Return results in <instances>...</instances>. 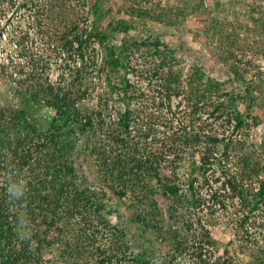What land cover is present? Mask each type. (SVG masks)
<instances>
[{
    "label": "trees",
    "instance_id": "obj_1",
    "mask_svg": "<svg viewBox=\"0 0 264 264\" xmlns=\"http://www.w3.org/2000/svg\"><path fill=\"white\" fill-rule=\"evenodd\" d=\"M81 1L83 6L88 0ZM74 2L79 0H0V14L30 11L33 33L46 46L34 47L37 53L28 57L27 36L19 33L17 61L0 60V79L15 85L20 103L0 106V264H156V243L167 246L163 264H234L217 255L218 243L193 212L203 203L196 180L191 177L184 187L176 170L165 172V165L184 161L191 143L205 144L201 160L211 164L209 155L220 140L192 125L174 137L163 133L171 145L178 143L170 152L144 144L154 127L168 123L137 107L143 95L121 74L127 69L125 44L112 45L110 39L128 26L121 21L108 32L90 24ZM91 11L99 13V6ZM94 45L100 47V62ZM136 45L162 57L158 69L168 70L159 76L164 96L169 101L179 96L180 74H172L176 51L161 41ZM231 57L222 52L224 61ZM52 58L59 70L55 81L46 76ZM209 85L208 91L217 92ZM117 101L124 107H113ZM199 101L190 106L192 114L209 105L205 98ZM38 110L54 113L47 128L29 114ZM223 110L216 107L212 115ZM237 121L243 125L240 116ZM192 165L202 174V166ZM261 185L251 212L264 203V181ZM113 199L115 207L109 205ZM136 231L144 241L140 246L133 241ZM46 252L52 256L46 258ZM250 257L246 264H264V241Z\"/></svg>",
    "mask_w": 264,
    "mask_h": 264
},
{
    "label": "rangeland",
    "instance_id": "obj_2",
    "mask_svg": "<svg viewBox=\"0 0 264 264\" xmlns=\"http://www.w3.org/2000/svg\"><path fill=\"white\" fill-rule=\"evenodd\" d=\"M82 2H74V7L90 24L108 32L120 26L121 21L128 26L127 31L118 30L110 39L112 45L125 44L127 69L121 74L143 95L137 107L147 108L168 123L167 127L163 123L154 127L156 131L142 142L154 151L170 152L167 148L175 149L178 143L171 145L163 133L174 137L173 133L190 130L192 125L196 131L205 127V133L220 140L209 155L211 164L201 160L205 144L191 143L185 147L184 161L178 167L165 165V172L176 170L184 187L191 177L196 180L197 197L203 203L193 212L218 243L217 255L230 258L234 264L248 263L251 252H256L264 241V203L260 209L250 211L252 202L260 198L264 181V0H88L80 6ZM95 4L99 13L91 11ZM30 14L23 9L0 14V60L8 57L17 61L19 33L27 36L21 44L28 49L26 56L37 53L34 47L46 49L33 33ZM149 41H161L176 51L172 74H180L182 93L170 101L161 88L159 76L168 74L167 68L158 69L162 57L153 48L136 45ZM93 47L100 62V47ZM222 52L232 54V59L224 61ZM55 62L50 63L51 70L46 75L52 81L59 74ZM233 67L239 70L240 77ZM209 82L217 92L208 91ZM15 88L8 80L0 79V106L20 105ZM204 98L209 105H200L202 109L192 114L193 101L200 99L203 103ZM112 105L124 107L118 101ZM222 105L225 110L212 115ZM29 114L35 123L47 128L54 113L38 110ZM238 116L243 120L240 127ZM169 158L178 161L172 154ZM193 162L203 167L202 174L194 173ZM159 203L166 211L167 203L162 199ZM109 205L115 207L116 200H109ZM110 220L116 222L114 217ZM133 241L138 246L144 243L139 231L134 233ZM153 249L156 264H163L167 246L156 243ZM51 256L45 253L46 258Z\"/></svg>",
    "mask_w": 264,
    "mask_h": 264
}]
</instances>
